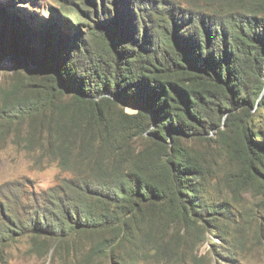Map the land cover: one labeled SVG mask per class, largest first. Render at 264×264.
Instances as JSON below:
<instances>
[{
    "label": "trees",
    "instance_id": "1",
    "mask_svg": "<svg viewBox=\"0 0 264 264\" xmlns=\"http://www.w3.org/2000/svg\"><path fill=\"white\" fill-rule=\"evenodd\" d=\"M177 1L207 3L210 22L179 24L164 9L146 17L148 28L141 15L142 33L135 20L116 16L80 40L53 16L29 26L25 15L12 19L15 7L0 6V62L22 55L35 69L17 64L0 109V142L10 139L62 173L20 230L64 258L122 264L155 173L177 192L182 208L173 216L183 219L180 192L197 200L192 183L201 174L181 141L220 132L224 116L246 169L264 170V133L251 126L252 108H264V0ZM122 11L133 18L129 7Z\"/></svg>",
    "mask_w": 264,
    "mask_h": 264
},
{
    "label": "rangeland",
    "instance_id": "2",
    "mask_svg": "<svg viewBox=\"0 0 264 264\" xmlns=\"http://www.w3.org/2000/svg\"><path fill=\"white\" fill-rule=\"evenodd\" d=\"M123 1L0 0V6L15 7L12 19L25 15L29 26L36 23L47 26L53 16L61 30L67 26L71 35L79 31L80 40L96 29L98 21L115 19L118 22L119 16L125 24L135 20L142 33L141 15L148 28L151 25L146 17L153 19L154 12L164 14V9L171 10L169 17L173 15L183 25L193 17L208 19V23L213 13L206 7L207 3ZM104 3H110L105 4L110 15L102 11ZM112 5H117L119 12L113 11ZM126 7L133 12V18L122 11ZM94 9H97L96 15ZM0 14H5V10H0ZM122 32L128 34L125 25ZM24 61L22 55L2 58L0 109L17 64L23 65L25 73L35 70L29 61L25 67ZM263 96L264 87L258 100ZM126 111L135 112L132 108H126ZM252 114V130L264 133V108L255 104ZM225 119L224 116L220 132L213 130L210 134L181 141V146L195 158L201 174L192 183L199 189L197 200L189 201L186 197L190 193L180 192V199L186 203L183 219L173 216L182 204L171 184L159 173L149 178L152 195L143 205V220L133 229L131 246L124 252L122 264H264V194L259 190V172L264 180V170L258 167L246 169V158L236 143L234 131L223 126ZM250 134L254 139L255 133ZM61 175L56 163L18 148L10 139L0 142V264H113L104 259L88 262L84 258H64L61 253H54L52 248L48 249L50 246L40 241L34 242L32 236L20 230L21 225L30 224L28 215L41 207L39 200Z\"/></svg>",
    "mask_w": 264,
    "mask_h": 264
}]
</instances>
